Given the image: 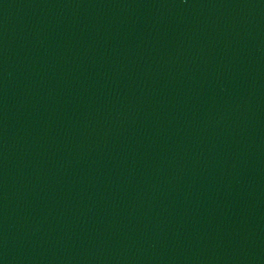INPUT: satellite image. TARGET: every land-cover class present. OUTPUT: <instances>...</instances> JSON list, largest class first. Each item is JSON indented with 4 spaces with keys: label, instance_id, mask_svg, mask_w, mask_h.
<instances>
[{
    "label": "water",
    "instance_id": "1",
    "mask_svg": "<svg viewBox=\"0 0 264 264\" xmlns=\"http://www.w3.org/2000/svg\"><path fill=\"white\" fill-rule=\"evenodd\" d=\"M0 264H264V0H0Z\"/></svg>",
    "mask_w": 264,
    "mask_h": 264
}]
</instances>
